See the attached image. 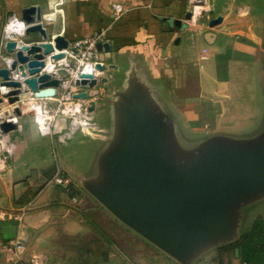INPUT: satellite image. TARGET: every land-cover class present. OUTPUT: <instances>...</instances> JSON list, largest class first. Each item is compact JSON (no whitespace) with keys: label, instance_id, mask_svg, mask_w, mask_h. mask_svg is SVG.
I'll list each match as a JSON object with an SVG mask.
<instances>
[{"label":"crops","instance_id":"obj_1","mask_svg":"<svg viewBox=\"0 0 264 264\" xmlns=\"http://www.w3.org/2000/svg\"><path fill=\"white\" fill-rule=\"evenodd\" d=\"M190 1L0 0V69L6 57L2 34L7 18H21L24 9L37 7V24L48 40L63 35L72 47L102 35L111 52L100 53L99 59L113 62L121 74L118 79L114 75L110 98L112 90H119V96L130 91L145 99L138 104L152 120L169 115L175 146L206 145L222 136L254 140L264 134V112L257 108L255 93L263 74L259 41L230 33L226 24L210 29L208 18L181 30L161 21L182 20ZM116 5L123 8L119 18ZM41 41L39 32L14 40L18 48ZM203 51L206 59L201 61ZM29 95L15 105L21 113L17 130L0 135V246L23 239L22 264L34 254L44 264H264V189L233 203L222 232L199 241L177 262L94 201L90 195L102 181L98 160L94 174L76 172V134L66 144L40 136L29 116ZM40 102L56 105V99ZM4 105L1 113L13 116L14 106ZM62 167L76 194L85 196L76 205L54 183ZM14 258L3 255L0 263Z\"/></svg>","mask_w":264,"mask_h":264},{"label":"water","instance_id":"obj_2","mask_svg":"<svg viewBox=\"0 0 264 264\" xmlns=\"http://www.w3.org/2000/svg\"><path fill=\"white\" fill-rule=\"evenodd\" d=\"M191 18L187 12L183 20L166 18L163 21L181 30ZM21 19L28 25L25 35L39 32L42 41L19 48L16 42L4 45L6 57L0 69V88L7 93L0 96V135L17 130L12 117L1 113L3 104L14 106L12 115L19 117L21 113L15 105L28 92L39 99L57 96L59 81L42 70L48 57L54 61L64 58L69 46L63 35L47 39L41 25H36L40 21L37 7L24 9ZM220 22L221 19L211 20L209 27ZM96 51L110 53L111 47L99 43ZM96 69L104 71L105 67L96 65ZM14 74L21 78H15ZM59 75L66 76V73L60 71ZM80 78L84 81L76 85L84 91L97 85L92 75L82 74ZM106 82L107 79L102 80ZM134 95L128 91L122 96L124 100L116 110L120 114L117 128L124 131V138L128 140L108 161L109 170L103 166L104 160L99 162L101 188L92 194L118 221L181 263L193 245L222 232L233 203L264 189V151L241 153L221 146L209 150V145L217 144L212 140L201 147L197 157H181L176 151L173 156L166 154V146L174 143L161 125V115L158 120H152V115L142 112L139 106L145 99ZM130 114L137 115L134 121L123 118ZM111 147L102 155H109ZM182 161L185 164L180 166Z\"/></svg>","mask_w":264,"mask_h":264},{"label":"rangeland","instance_id":"obj_3","mask_svg":"<svg viewBox=\"0 0 264 264\" xmlns=\"http://www.w3.org/2000/svg\"><path fill=\"white\" fill-rule=\"evenodd\" d=\"M188 4H189L188 5V12H189L192 6L197 4V1L195 2V0H192ZM204 8L205 11L202 13V15L198 18L197 21L203 22L207 18L211 20L221 19L220 24L214 27H209L210 29L219 28L222 24H226L229 28L228 30L230 33L234 35L235 34L249 35L255 38L257 41H259V44L261 46L260 57L262 59L261 70L263 71V74L260 83L256 85L255 93H256V101L259 104L257 105V108H259L260 106L262 111L264 112V0H206V4ZM161 21L164 22L163 19H161ZM191 23L192 22L187 21L185 26ZM171 26L174 28L172 24ZM100 44H106V43L100 42ZM97 64L100 67L102 66L105 67L104 71H100L101 73L104 72L105 75H112L113 77L116 76L115 78L117 79H118L117 76L121 75L119 70L116 71V67L113 65V62L109 60L99 59V62ZM125 68H127V66H125ZM133 68L134 66L133 67L131 66V69ZM112 70H114V74H112L113 72ZM256 75L257 77H259L258 73ZM106 83L100 82L93 89L91 90L88 89L85 91L82 90L80 87L76 88L73 86L75 91L69 94L68 100L66 96L67 94L65 93L64 94L65 97L60 104L55 102L56 107L58 106L59 110L65 112V114H63L53 126V132H52L53 134L50 137L53 143L54 142L60 143L59 137H61L65 133L66 130L65 128L68 126L70 122L69 117L71 116V112L73 110L77 111L75 114L72 115L73 116L72 118H76V117L78 118L75 122H80L79 119L82 117L87 119L86 120L87 125L78 129L77 132L75 133L76 135L74 134L76 136V139L78 138V143H79L77 147L78 163H76L77 168L75 170L76 172L79 173L81 172L87 175H91L94 174L93 172H97L95 171V163L97 162V160L98 163L101 160H104L103 166L107 170H109L108 161L116 154H118L120 150L123 149L125 142L128 140L127 138H124V134H123L124 131L117 128L118 122H120V114L117 113L116 110H119L120 103L123 99L122 96H119L121 92L117 90L116 93H114L115 91L112 90V95L114 94L113 95L114 97L111 96L112 97L111 99L110 94H111L112 84L111 82H108L107 84ZM126 94L127 91L125 93L122 92L123 97H125ZM26 103L27 104L29 103L28 100L26 101ZM68 109L71 110L70 113L68 112ZM110 110L112 112H110ZM29 116H31L32 118L31 121L33 122V125H35V128L37 130V126L36 123L34 122L33 115L30 113ZM136 116H137L136 114H132V115L130 114V115H124L123 118H126V120L127 118H129L128 120H130L131 122L132 120L133 121L135 120ZM161 117H162L161 120L163 122L161 125H164L167 133L169 134V137L172 140L171 143H174V139H173L174 132L171 124V118L167 114H161ZM263 119H264V114H263ZM81 121H83V119ZM58 122L62 124H59ZM166 131L164 130V132ZM126 132L128 134L130 131H126ZM43 137H48V136H43ZM213 140H215L217 144L209 145L208 146L209 150L221 146L222 148L229 149L230 151L241 152V153L264 151V134L256 137L254 140H249V141L233 140L230 138H225L224 136L217 137V139H213ZM70 141H66L60 144H66ZM210 141H212V138H210L208 142ZM102 146H104L103 148H105V150L112 146L111 153L109 155H102L104 153L103 152L98 155V152ZM201 147H203V145L196 147L195 146L179 147V146L171 145L170 147L166 146L165 150L167 152L166 154H170L171 156H173L172 153H175L173 151H176L177 155L180 154L181 157L186 158L192 155L194 157H197ZM8 150L10 151V148ZM51 157H54V154L52 152H51ZM181 163L182 164H179L180 166L185 164L184 161H182ZM63 171L66 173L65 168L63 169L62 167L59 171H57L58 175H62L64 173ZM66 195L71 201V197L73 196V194L67 193ZM87 196L89 195L87 194ZM90 196L94 199L96 203L100 204L93 194H91ZM84 197L85 196L76 194L77 201L79 199L81 200L85 199Z\"/></svg>","mask_w":264,"mask_h":264},{"label":"built area","instance_id":"obj_4","mask_svg":"<svg viewBox=\"0 0 264 264\" xmlns=\"http://www.w3.org/2000/svg\"><path fill=\"white\" fill-rule=\"evenodd\" d=\"M197 1V4L192 6L191 10L189 11L191 13V20L189 22H195L196 19H198L202 13L205 11V4L206 0H195ZM199 8V9H197ZM114 12L117 18H119L123 14V8L119 5L114 6ZM208 9V8H207ZM28 28V25L20 18L16 16H10L7 18L6 23L4 25L3 34H2V40H3V47L5 43L7 42H14L17 37H23L25 36V32ZM102 35H94L87 39H84L82 41H79L77 43H74L72 47L67 48L65 50V59L66 62H61L60 60L54 61L50 57L46 59V66L42 70V73L48 74L53 76V78L57 79L59 81V86L57 88V92L59 89L62 90V94L59 93L55 98L56 103H61V101L64 99V94L67 95V100L69 99V94L74 92L75 89L73 88H79L76 85V82H81V75L84 74L83 71L86 68H89L91 72L94 74V79L96 80L97 84L98 81L102 78V73L97 72L96 65L99 62V54L96 51V45L101 42ZM206 51H203V55L200 56V60L204 61L206 59L205 55ZM50 66V68H48ZM60 71H64L66 73V76L59 75ZM90 75V74H89ZM108 82L114 81V77L112 75H105ZM100 83V82H99ZM106 83V84H107ZM69 92V93H67ZM7 93L6 89L0 88V96L4 97ZM29 95V98H27L29 102V112L33 115L34 122L37 126V131L41 136H52L53 132V126L54 124L59 120V118L65 114V112L60 111L59 107L55 105V107H50L49 105H46L45 103H41L40 101L46 100V99H39L36 98L34 93L28 92L26 96ZM68 112L70 113L71 110L68 109ZM77 111H72L71 116L69 117L70 122L68 126L65 128V133L59 137V142L64 143L66 141H70L73 137V135L77 132L78 129L81 127H84L87 125L85 118H80V122H75L78 118H72L73 114H75ZM11 121L15 124H17V117L11 116ZM83 119V121H81ZM83 122V123H81ZM54 183L56 185H59L63 187L66 193L73 194L71 197V201L73 204H76L77 198H76V191L75 188L62 176L57 175L54 179ZM26 251V244L25 241L21 238H14L13 240L7 242L6 244H3L0 246V261L3 255H14L15 258L9 262V264H22L21 258L24 256ZM1 264V263H0ZM26 264H44L42 258L34 254L29 259L28 263Z\"/></svg>","mask_w":264,"mask_h":264},{"label":"bare ground","instance_id":"obj_5","mask_svg":"<svg viewBox=\"0 0 264 264\" xmlns=\"http://www.w3.org/2000/svg\"><path fill=\"white\" fill-rule=\"evenodd\" d=\"M197 9H199V8H197ZM37 23H38V22H37ZM36 25H39V24H36ZM64 53H65V51H64ZM103 53H104V52H103ZM105 54H109V53H105ZM60 61H61V62H64V61L66 62L65 57L62 58V59H60ZM97 65H98V64H97ZM48 68H50V66H48ZM98 71H99V70H97V72H98ZM99 72H100V71H99ZM83 73H84V74H87V75L90 74V75H92V76L94 77L93 72H91V70H89V68L84 69ZM14 77L17 78V79H19V78H21V75H19V74H17V75L14 74ZM104 78H105V73L103 72V73H102V78H101V80L98 81V83H99V82H102V80H103ZM54 79H55V78H54ZM105 79H106V78H105ZM56 80H57V79H56ZM81 81H84V80L81 79ZM87 81H88V80H87ZM78 87H79V86H78ZM92 89H93V88H92ZM24 96L26 97V95H24ZM25 97H23V98H25ZM24 106H25V104H24ZM6 107H7V106H5V105L3 104V106H2L3 110L6 109ZM25 108H26V107H25ZM24 110L26 111V109H24Z\"/></svg>","mask_w":264,"mask_h":264}]
</instances>
